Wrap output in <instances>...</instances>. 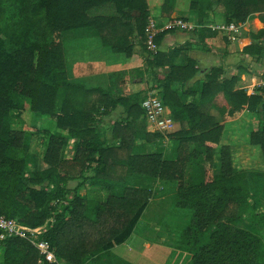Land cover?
Returning <instances> with one entry per match:
<instances>
[{
  "label": "trees",
  "instance_id": "obj_1",
  "mask_svg": "<svg viewBox=\"0 0 264 264\" xmlns=\"http://www.w3.org/2000/svg\"><path fill=\"white\" fill-rule=\"evenodd\" d=\"M175 2L162 0V14L169 17ZM212 2L222 6L226 23L242 24L255 12L264 23V0H190L200 40L215 33L208 26ZM148 17L147 0H0V216L33 228L46 223L37 238L47 241L62 264H131L111 248L132 232L152 185L159 183L171 190L176 212L187 216L177 244L190 254L186 264H264V233L238 226L247 220L251 228L264 227V212L252 208L245 171L233 167L229 146L219 144L223 124L205 106H224L221 118L243 106L254 113L258 124L249 143L259 147L264 163V86L252 94L233 90L235 77L220 78L222 68L215 66L183 90L199 71L195 60L174 61L185 46L158 48L173 30L158 33L157 50L149 51ZM69 33L96 37L127 57L140 46L149 53L147 65L167 68L155 93L187 123L167 134L176 143L172 157L146 150L161 138L143 128L140 104L147 90L125 85L128 75L142 80L143 71H122L106 88L68 79L63 39ZM250 37L263 42L243 51L258 60L264 54V25ZM117 106L124 116L111 124L110 136L118 143L110 144L96 123ZM26 109L55 124L53 132L41 129L48 137L46 166L31 173L25 158L30 137L11 127ZM70 146L71 157H63ZM0 247L1 264H53L23 237H4Z\"/></svg>",
  "mask_w": 264,
  "mask_h": 264
},
{
  "label": "crops",
  "instance_id": "obj_2",
  "mask_svg": "<svg viewBox=\"0 0 264 264\" xmlns=\"http://www.w3.org/2000/svg\"><path fill=\"white\" fill-rule=\"evenodd\" d=\"M186 1L187 0H176V4L169 17L162 14L160 10V5L162 0L148 1L149 15L152 16L157 21V23H161L171 17H182L184 18V20L192 23L197 28L198 27L197 11L193 9H188V4L186 3ZM184 5L187 8V10H184L185 8ZM258 15L259 13L255 12L248 16L246 21L241 24L240 31L237 34L236 39L234 40L228 39L226 32H221V31H215L214 34L207 35L203 37V39L201 40L198 38L196 32L194 31L185 32V31L174 30L166 33L163 39L161 40L158 48L161 49L162 51H167L172 48L185 46L186 47L185 51L181 53L179 57H176L174 61L179 63L182 62L184 63L186 57L189 56L195 60V64L199 69L198 73L194 76V78L184 85L183 90L188 89V87L195 84L198 80L202 79L204 74H206V72L211 67L220 66L222 68V74L220 75V78L228 79L230 77H235L236 80L232 85L233 90L243 89L247 94H249L251 90V81H252L251 75L253 74L251 70L255 72L257 70L253 68L258 67L257 68L258 70L262 68V70L259 71L260 73L258 72V75L264 72V64H263L264 54H262V56H260L258 60H255L251 55L243 51V48L251 43L263 42L262 39L254 40L250 37V33H256L264 25V23L259 19ZM208 21H209V25L226 23L225 13L223 11V8L216 5L212 7V11L208 15ZM88 45L91 44L88 43ZM94 45H95L94 46L95 49L93 47L92 48L95 50L97 54H95L93 59H89L87 57L90 50L87 51L86 48L82 49V52L81 50L75 51L81 53L76 54L77 58H74L76 59L74 62L75 68L72 72L73 76H71V78L67 77L68 79L83 82L86 86L89 87H93L95 86V84H97L96 86L106 88L109 85L110 81H113L111 78H109L110 74L113 71L116 70L125 71L129 69L137 68L143 70V75H144L145 74L144 68H146L147 66L148 68H151V66L147 64H146L147 66H144L143 63L140 62V60L144 59V57L141 58V55L137 54L138 52L137 47L139 46H135L132 55L127 58H125V56L124 57L118 56L117 60L119 62L118 63L119 66L117 68H113L114 65L117 66L116 64L117 60H115V58H108V56H110L109 53L104 51V49L100 46V43H98L97 41H95ZM191 47L192 48L203 47V50L199 51L200 49L199 50L192 49V52L194 51L195 52L194 54L191 55L190 53H187V49L189 52V49H191ZM87 49L90 48L88 47ZM204 49H206V51H204ZM78 58H81V60H79ZM134 59L136 60V63ZM76 64L83 66L81 67L83 69H80V67H76ZM152 68L153 70H155V75L158 74L159 78H162V76L168 71L167 68H160V67H156V68L152 67ZM97 73L100 74L104 73L105 76L104 82L101 81V79H97L95 81L92 80L93 78L96 77H92L90 74L96 75ZM97 77L99 78L100 76ZM125 83L126 86L130 88H136L137 90L140 87L141 79L140 80L137 79L136 81H130L127 80L126 77ZM198 95H199L198 91L196 92V96L192 94H188L186 96V101L189 102L194 98L198 97ZM205 106L209 110V112L213 114L217 118V120H219L220 123L223 124L219 144L220 145L224 144L229 146L233 167L235 169H242L245 171L250 194L251 191L253 190L263 195L264 165H263L262 156L260 157V153L258 152L259 149L257 147H252L249 144V134L253 129L257 127L258 124L257 116L254 113L248 111L246 107L243 106V108L239 112L235 113L233 116L231 117L226 116L221 118L220 113L221 112L226 113L227 111L224 108V106H220V104L216 102L207 103ZM167 109L169 112H171L168 107ZM171 113L173 114V112ZM176 119H181V118H176ZM108 122H110V119H108ZM179 125H180L179 129L187 128V123L185 122V120H181ZM104 127H108V126L104 125ZM249 127L251 128V130H249ZM103 130H105V128L102 129L101 131ZM255 153H256V159H254V157L252 156ZM189 170L190 168L188 167L186 170L187 175L189 174ZM250 203L253 208V204L251 201ZM261 212L264 211L261 210ZM245 216L246 218H248L249 215H245ZM244 222L248 225L249 230L254 231L256 227L259 228V226L256 224H254L253 228H251L247 220H244ZM135 229H136V225L132 230V232L121 243L115 244L111 248V252L113 253V255L131 264H135V263L122 258L118 254H116L114 250L117 245L127 243L128 240L132 238ZM128 246L132 247L131 244ZM129 251L131 250H128L127 252Z\"/></svg>",
  "mask_w": 264,
  "mask_h": 264
},
{
  "label": "rangeland",
  "instance_id": "obj_3",
  "mask_svg": "<svg viewBox=\"0 0 264 264\" xmlns=\"http://www.w3.org/2000/svg\"><path fill=\"white\" fill-rule=\"evenodd\" d=\"M148 1L151 0H147V3ZM189 2L190 0L186 1V3L188 4V9H190ZM215 5L217 4L215 2H212L211 6L214 7ZM184 10H187V8L185 7ZM194 29L189 31L190 32L194 31ZM95 41L100 43L96 37L74 35L71 33L65 36V38L63 39V49H64V57L66 60L65 72L67 77L71 78V76H73L72 72L75 68L74 62L76 60L74 58H77L76 54L81 53L82 49L86 48L87 51L90 50L89 54L87 55L89 59H93L95 54H97L94 50ZM88 43L91 45H88ZM100 46L104 49V51L109 53L110 56H108V58H115V60H117L118 56L121 57L125 56L122 53L111 52L109 48L103 46L101 43ZM88 47L90 49H87ZM203 47H199V48L191 47V49H189V52L187 49V53H190L192 55L195 52V51L192 52V49L193 50L200 49L199 51H202ZM76 50H81V52L78 51L75 52ZM137 51H138L137 54H140L141 58L144 57V59L140 60V62H142L144 66H147L146 61L148 58H150V56L145 50L143 51V49L140 46L137 47ZM204 51H206V49H204ZM125 58H127V56H125ZM78 59L81 60V58ZM118 63L119 62L117 60L116 63L117 66L114 65L113 68H117L119 66ZM76 67H80V69H83L81 68L83 66L78 64H76ZM257 68L256 67L253 68L257 70L255 72L251 70L253 73L251 75L252 76L251 85H254L253 88L255 89L259 85L258 81L261 75V74L258 75V72L262 70V68H260V70H258ZM144 71L145 74L142 75V80L139 88L144 89L145 91L146 90L150 91L153 89L154 92L155 91L158 92L159 89L157 90L155 86L160 82L161 78L158 77V74L155 75V70H153L152 67L148 68L147 66L146 68H144ZM121 72L122 71L120 70L113 71L110 74L109 78H111L113 81L116 79H121V77L119 76ZM90 75L92 77H96L92 79L93 81L97 79H101V81L103 82L105 81L104 73L102 74L97 73L96 75L94 74H90ZM97 76L100 77L98 78ZM137 79L138 78L136 75L127 76V80L130 81H136ZM96 85L97 84H95V86ZM151 87L152 89H150ZM130 89L132 91H136V88H130ZM121 111H122V107L117 106L113 111L110 112L109 115L101 116V118L98 120V123L96 124V127L99 130L105 128V130H103V133L105 134L106 140L110 144L118 143L116 139L111 138L110 132H111V124L116 120H120L124 116V113H121ZM170 116L173 119V121H175L173 131L179 130L180 127L179 123L181 120H184L183 117L179 115L181 116V119H176L174 114H172L171 112H170ZM142 118H143V122H142L143 128L150 133H155L154 131H151L149 129L148 124L145 121V118L144 117ZM108 119H110V122H108ZM104 125H107L108 127H104ZM11 127L16 130L24 131L30 137L29 148L25 153V158L27 161L26 171L28 173H31L33 170H39L44 168L46 165L42 160V156L44 153V148L48 137L43 133V131H41V129L47 128L48 130L53 132L55 130V124L49 121L48 118H46L45 116H42L38 113H34L26 109L25 111L22 112V114L19 117H16L13 120ZM249 130H251L250 127ZM160 136L161 138H158L146 145L147 152L161 151L163 157L165 158L172 157V148L175 146L176 143L171 141L168 138L167 134H160ZM251 146L257 147L253 145ZM257 148L259 149V147ZM258 152L260 153V157H261L262 154L260 149L258 150ZM72 153L73 150L71 147H69L63 150L62 156L71 157ZM252 156L254 157V159H256V153L253 154ZM69 185L73 186L72 182L69 183ZM151 192L153 193V195H151V197L149 198L148 204L146 205L145 209L143 210L138 220L132 238L128 240L127 243L117 245L114 252L119 256H121L122 258L127 259L135 264H186L190 259V254H188V252H186L185 250L179 249L177 247V244H178V236H179L178 231L186 224L187 216L179 215L178 212H176L175 202L172 196V192L171 190H169L168 186H163L160 185L159 183H155L151 187ZM80 193H83V189H80ZM250 201L252 202L253 209H255V211L258 210L264 211V194L262 195L252 190L250 194ZM245 215H249V214L245 213ZM238 226L248 229V225L244 221L238 222ZM257 230L259 231L258 232L259 234L264 233V227L259 226V228L256 227V229H254V231ZM130 244L132 247L128 246ZM128 250L131 251L127 252ZM1 263H2V248L0 247V264Z\"/></svg>",
  "mask_w": 264,
  "mask_h": 264
},
{
  "label": "built area",
  "instance_id": "obj_4",
  "mask_svg": "<svg viewBox=\"0 0 264 264\" xmlns=\"http://www.w3.org/2000/svg\"><path fill=\"white\" fill-rule=\"evenodd\" d=\"M208 26L212 30L226 32L227 38L234 40L240 31L241 24L229 22ZM195 27V25L181 17H171L161 23H157L153 17L149 16L145 25L146 48L151 52H155L157 50V46L154 43V38L158 33L164 30L189 31L193 30ZM258 84V87L264 86V72L261 73ZM253 86L254 85H251L249 94L254 93L255 88H253ZM140 106L143 112V117L145 118V121L151 131L160 134L173 132L174 121L170 116V112L162 102L161 98L153 90L146 91L143 99L141 100ZM45 228L46 223L33 228L19 224L15 219L0 216V240L4 237L11 236L23 237L33 244L45 261L53 264H62L56 257L54 250L50 248L47 241L37 238L38 235L45 230Z\"/></svg>",
  "mask_w": 264,
  "mask_h": 264
}]
</instances>
